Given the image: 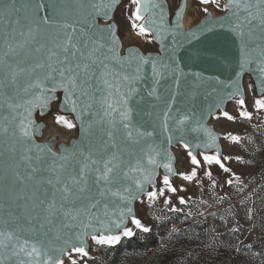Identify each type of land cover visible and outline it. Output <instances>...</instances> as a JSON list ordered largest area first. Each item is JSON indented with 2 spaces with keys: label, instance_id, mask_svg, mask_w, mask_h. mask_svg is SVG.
<instances>
[{
  "label": "snow or ice",
  "instance_id": "1",
  "mask_svg": "<svg viewBox=\"0 0 264 264\" xmlns=\"http://www.w3.org/2000/svg\"><path fill=\"white\" fill-rule=\"evenodd\" d=\"M119 2L76 0L75 15L71 18L55 21L45 15L3 39L0 144L5 148L0 151V157L4 158L5 167L0 175V189L9 193L18 211L9 213L11 221H0V264L5 261L10 264H65L64 257L69 264H78L76 254L80 258L89 256V239L96 245L112 246L122 236L132 237L133 229L127 226L129 218L136 229L149 232L150 229L137 218L133 201L142 195L153 202L163 197V203L171 206V197L167 194L184 190L174 186L171 177L179 176L193 182L198 176L197 169H204L205 165H216L224 173L231 171L223 163L230 157H221L217 148L215 154H194L188 150L193 167L187 174L178 173L173 167V158L150 143L153 131L134 119V115H140V101H136L137 107L131 106L133 97L140 93L134 85L142 78L143 66L149 59L131 52L129 57L118 54L114 26L109 21L112 8ZM130 3L135 6L129 17L131 27L138 30L140 36L153 35L155 21L146 19L144 13L155 8L162 12V6L155 0H130ZM200 3L221 8L220 0H200ZM35 8L37 13L47 11V6L39 0ZM14 10L18 11L16 0H0V20ZM203 10L208 12L207 7ZM223 10L227 15L223 19H209L208 25L227 27L238 38L241 70L254 62L257 64L261 73L258 77L260 96L254 100V108L264 110V0H226ZM176 15L179 17V12ZM163 19L161 15L160 20ZM100 20L105 22L101 24ZM208 25L201 32H211L213 28ZM161 35L162 30L157 27L154 38L160 39ZM137 60L138 63H134ZM151 67L154 78H162L157 62L153 61ZM160 68L176 71L170 65H160ZM176 85L179 86V77H176ZM58 91L63 92L62 108L76 113L77 119L86 113L99 117L88 123V130L94 124L101 125L105 138L99 146L63 148L57 154L52 152L50 145L34 142L33 111L39 107L43 112ZM148 96L160 99L155 87L148 91ZM225 99L245 109V93L238 81L232 82L231 90L223 93L220 103ZM97 105L98 111H92ZM171 113V105H168L163 112L165 130L169 120L175 121L177 129H183L192 119L186 114L177 112L173 116ZM221 116L228 121L235 119L223 109L215 118ZM239 116L250 120L252 114L241 110ZM55 122L68 129L76 127L64 115H57ZM203 131L208 136L203 147H217L211 130L205 128ZM229 136L233 142L240 140L238 136ZM183 146L185 149L192 147L187 142H183ZM200 146L195 145L196 148ZM165 159L167 162L161 163ZM160 167L165 174L158 186L157 169ZM204 175L211 178L212 172L205 169ZM232 183L231 179L227 180V184ZM179 203L185 204V198L179 197ZM170 210L180 211L174 206ZM49 226L55 227L54 236H49L52 231ZM74 228L77 230L72 231ZM65 229L68 231L63 232Z\"/></svg>",
  "mask_w": 264,
  "mask_h": 264
},
{
  "label": "rangeland",
  "instance_id": "2",
  "mask_svg": "<svg viewBox=\"0 0 264 264\" xmlns=\"http://www.w3.org/2000/svg\"><path fill=\"white\" fill-rule=\"evenodd\" d=\"M157 1L166 4L171 18L186 1L185 14L188 23L190 22L188 29L208 15L226 14L223 10L226 0H220L221 8L214 4L202 5L200 0H155ZM205 7L208 8L207 13L203 10ZM134 9L135 6L130 0H120L110 13L109 22L114 26L120 56L128 57L132 48H137L143 56L161 53L162 45L154 38V29L153 35L140 36L138 30L131 27L132 21L129 17ZM153 14L152 9L149 13H144L146 19L152 18ZM99 22L103 24L105 21ZM243 85L245 109H241L234 101L225 109L235 117L234 120L228 121L222 116L216 119L221 110L209 117V124L217 132L221 157H230L223 163L231 171L224 173L216 165H205L204 169H197L198 176L193 182L184 181L179 176L171 177L174 186L184 189L176 194H167L171 197V206L163 203V197L153 202L142 196L136 202V216L150 230L155 228L163 231L169 222L199 221L195 228L201 227L203 232L193 234L194 228L185 229L182 235L173 237L171 234L178 228V225L174 224L155 249L136 255L120 254L116 258H112L114 248L125 237L122 236L120 241L112 246L96 245L89 239V256L80 258L76 254L78 264H264V110L257 111L254 108V100L259 98L260 91L251 72L246 73ZM248 85H252V88L249 89ZM55 95L56 98L48 108L42 112L37 107L33 111V116L44 125L39 140L53 137L55 128L60 130L62 135L56 138L58 145L69 143L78 136L79 122L76 113L62 108L63 92L58 91ZM241 110L251 112V119L240 117ZM57 115H64L76 127L68 129L57 124L55 122ZM229 134L240 137L239 142H233ZM172 148L176 157L175 170L186 174L193 167L187 156L188 150H192L194 154L200 152L215 154L217 151L216 147L205 149L203 146L194 150L185 149L183 143L174 144ZM198 159L202 160L199 155ZM205 169L212 172L211 178L204 175ZM164 174V168H158V186ZM228 179L233 181L231 185L227 184ZM181 196L185 198V204L179 203ZM172 206L180 211H171ZM131 228L134 235L143 232L134 225H131ZM222 233L234 235L227 246L220 245L215 238ZM64 259L65 264H69L68 258Z\"/></svg>",
  "mask_w": 264,
  "mask_h": 264
},
{
  "label": "water",
  "instance_id": "3",
  "mask_svg": "<svg viewBox=\"0 0 264 264\" xmlns=\"http://www.w3.org/2000/svg\"><path fill=\"white\" fill-rule=\"evenodd\" d=\"M37 2L38 0H16L18 11L14 10L5 16L4 20H0V51H3V39L6 35L10 36L19 28L26 27L34 19L47 15L51 20L62 21L75 15L73 8L76 0H39L47 6V11L41 10L39 13L36 12L35 8ZM156 3L162 6L163 11L161 12L160 8L152 9L154 14L151 19L155 21L153 29L156 30L159 27L162 30L161 38L158 39L162 45V52L149 53L147 56H143L137 48L130 50L131 53L149 59V63L143 66L142 78L134 85L140 89V93L133 97L131 106L137 107L136 101H140L138 106L140 115H134V119L143 122L148 131H153L150 143H154L162 153L166 152L173 158L172 163L175 169L176 157L173 152V145L187 142L193 150L197 149L196 144L203 146L205 142H208V136L203 131L205 128L211 130L216 137V148H219L217 132L209 124V117L221 109L225 110L231 102L225 99L224 103L221 104L220 97L223 96V93L231 90L233 81H238L244 90L243 81L247 72H251L255 76L259 88L260 79L258 77L261 76V73L257 70L255 62L247 65L243 70L239 68L240 43L235 34L230 32L227 27L221 28L218 24L208 25L209 19H223L227 14L221 16L208 15L187 31L184 28L186 1L177 10L179 17L175 14L173 18H171L166 4L158 1ZM161 15L164 17L163 21L160 20ZM17 20L20 21L19 25L16 24ZM177 23L180 27H177ZM206 25L211 26L213 30L201 32V29ZM42 27L44 26L42 25ZM190 33H195V35H189ZM17 38L19 39V37ZM253 55L255 56L256 53ZM153 61L157 62V70L162 72V78H154L151 67ZM134 63H138V60ZM160 65H170L176 71L173 73L170 70H164L160 68ZM238 72L240 73L239 76L237 75ZM176 77H179L178 87ZM156 80L159 82L157 83ZM152 87L156 88V93L160 97L159 100L154 96H148V91ZM214 89L215 91H213ZM218 104L219 107H217ZM168 105H171L173 116L179 112L192 118L187 127L177 129L175 121L169 120L168 129L163 128V112L167 110ZM92 111H98V105ZM98 119L99 117L86 113L81 119H78V136L71 139L69 143L56 145L57 140L54 136L48 140H39L38 137L44 131V125L36 121L32 115V120L35 123L33 139L36 144L41 146L50 145L52 152L57 154L63 148L72 150L80 147L86 149L89 145L99 146L101 139L105 138L100 130L101 125L94 124L93 128L88 130L89 121ZM193 128L197 130L192 131ZM169 137H171V141H169ZM4 148L5 145L0 144V151H3ZM166 162V159L161 161V163ZM4 167V158L0 157V175L3 174ZM150 188L151 186L148 190ZM136 202L137 200L133 201L132 204L135 214ZM13 211H18L16 204L13 203L8 192L0 189V221L5 219L11 221L12 217L9 213ZM129 220L130 218L127 224ZM49 227H52L49 236H54L56 234L55 227ZM45 230L47 231V228ZM76 230L75 228L72 229V231ZM66 231L68 230H63V232ZM54 243H59V241H54ZM5 264H10V262L5 261Z\"/></svg>",
  "mask_w": 264,
  "mask_h": 264
},
{
  "label": "trees",
  "instance_id": "4",
  "mask_svg": "<svg viewBox=\"0 0 264 264\" xmlns=\"http://www.w3.org/2000/svg\"><path fill=\"white\" fill-rule=\"evenodd\" d=\"M174 224H177L178 228L177 231L171 234L173 237L182 235L185 232V229L189 230L194 228V230L192 229L193 234L203 232V229L201 227H198V229L195 228L196 226H198L199 221H189L186 223H181L180 221H175L173 223L169 222V224L163 231L152 228L147 233L140 232L133 235L132 237L123 238L114 248L112 258H116L120 256V254L136 255L138 253H147L148 251L155 249L159 246L162 237L171 230ZM215 238L220 245L223 244L224 246H227L234 238V235L232 233H222L220 235H217Z\"/></svg>",
  "mask_w": 264,
  "mask_h": 264
},
{
  "label": "bare ground",
  "instance_id": "5",
  "mask_svg": "<svg viewBox=\"0 0 264 264\" xmlns=\"http://www.w3.org/2000/svg\"><path fill=\"white\" fill-rule=\"evenodd\" d=\"M215 15V14H214ZM190 26V22L188 23V20H187V14H185V16H184V28H185V30H187L188 31V27ZM62 134H61V132H60V130H58L57 128H55L54 129V132H53V134H52V136H54V137H60ZM57 149V148H56ZM131 220H129V222H128V224H127V226L128 227H131Z\"/></svg>",
  "mask_w": 264,
  "mask_h": 264
}]
</instances>
